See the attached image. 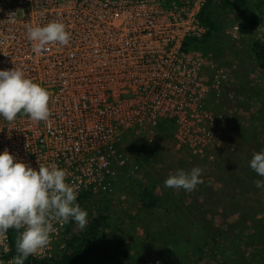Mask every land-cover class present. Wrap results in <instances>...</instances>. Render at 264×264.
<instances>
[{
  "label": "built area",
  "instance_id": "obj_1",
  "mask_svg": "<svg viewBox=\"0 0 264 264\" xmlns=\"http://www.w3.org/2000/svg\"><path fill=\"white\" fill-rule=\"evenodd\" d=\"M205 1L0 0V70H22L51 96L46 122L0 116V152L7 148L33 168L56 164L79 193L104 191L115 159L124 163L117 151L124 135L169 118L177 148L216 162L222 114L209 100L219 103L230 76L188 43L208 29L199 17ZM53 21L66 25L69 44L36 51L27 27ZM229 32L236 37L238 25ZM66 225L54 223L50 247L38 257L61 252ZM13 257L7 233L0 261Z\"/></svg>",
  "mask_w": 264,
  "mask_h": 264
},
{
  "label": "rangeland",
  "instance_id": "obj_2",
  "mask_svg": "<svg viewBox=\"0 0 264 264\" xmlns=\"http://www.w3.org/2000/svg\"><path fill=\"white\" fill-rule=\"evenodd\" d=\"M248 4L264 13V3L259 0H248ZM217 19V30L211 36L195 40L192 47L207 62L225 68L230 76L219 103L211 95L209 105L228 118L233 106H225L222 101L234 100L238 92L247 89L259 93L264 107V68L257 66L252 49L256 37L264 40V23L234 37L229 30L237 24L236 12L219 5ZM254 103L260 107L257 98ZM262 117L264 123V115ZM175 127L173 119L165 118L156 124H146L138 131L131 129L124 135L117 147L124 163L120 165L115 159L110 168L107 190L94 192L88 198L84 207L89 214L88 220L99 210H105L110 221L117 223L118 230L125 235L127 246L143 256L142 264H194L199 254L205 258L202 264H264V197L261 196L264 188L258 190L251 201L252 209L260 208V217L237 224L231 240L224 235L226 244L222 248L210 244V240L207 242L204 231L181 212L173 220L164 210L141 209L137 194L142 187L155 185L158 195L172 197L175 190L165 187V179L177 170L187 169L190 162L198 163L203 169V183L212 181L211 168L219 163L217 153V161L214 162L177 148L173 137ZM215 147L216 140L214 150ZM249 174L252 180H264L254 170ZM165 203L170 202L165 200ZM166 204L164 207L167 209L169 206ZM250 209L248 216L251 215ZM73 227L79 229L75 221Z\"/></svg>",
  "mask_w": 264,
  "mask_h": 264
},
{
  "label": "trees",
  "instance_id": "obj_3",
  "mask_svg": "<svg viewBox=\"0 0 264 264\" xmlns=\"http://www.w3.org/2000/svg\"><path fill=\"white\" fill-rule=\"evenodd\" d=\"M170 1L163 0L165 4ZM259 2L263 4L264 0ZM219 5L236 12L241 34L257 29L264 23V13L254 10L248 4V0H219V2L206 0L199 13L201 22L208 28L203 37L211 36L219 27L217 19ZM197 39L199 38L189 39L191 48ZM252 49L257 66L263 69L262 37L254 39ZM246 90L238 92L234 100L222 101L225 106H233V108H230L232 111L229 117L222 116L216 126L215 151L219 163L211 168V182L205 181L197 185L196 190L192 192L180 190L178 196L173 192L172 197L163 198L162 195H158L154 190L157 187L155 185L144 186L137 194L141 209L164 210L173 220L178 212H181L191 222L197 224L208 238L207 242L210 240V244L216 245L217 248H222V245L226 244L225 236L231 240L237 224L256 220L261 214L260 208L252 209L251 201L262 188L255 187L256 180L250 179L249 173L252 170L250 168L252 156L264 150L262 117L264 107L260 103L262 100L259 93ZM256 98L260 107L254 103ZM193 167H199L198 163L190 162L188 168L183 170L190 172ZM94 192L92 188L81 191L78 193L77 203L84 209L88 198ZM261 196L264 197V190ZM165 200L170 203L166 204ZM164 204L169 207L166 209ZM250 208L252 211L248 216L247 212L249 213ZM88 221V226L84 230H76L73 221L66 225L62 235L64 247L59 254L51 258L29 256L24 264H142L143 256L127 246L125 235L118 230L117 223L110 221V216L105 210H99ZM222 226H225V230ZM8 234L10 254L16 256L15 240L18 233L10 229ZM212 256L216 255L212 254ZM204 259L199 254L194 264H202Z\"/></svg>",
  "mask_w": 264,
  "mask_h": 264
},
{
  "label": "clouds",
  "instance_id": "obj_4",
  "mask_svg": "<svg viewBox=\"0 0 264 264\" xmlns=\"http://www.w3.org/2000/svg\"><path fill=\"white\" fill-rule=\"evenodd\" d=\"M27 38L39 52L49 44L68 45L71 33L64 23L53 21L44 26H28ZM50 99L49 91L27 78L22 70H0V116L6 121L12 122L24 114L33 122H46L51 116ZM250 168L264 177V150L254 153ZM202 174L200 167H193L190 172L180 169L170 174L164 185L177 194L180 190L192 192L203 183ZM66 180V171L56 164L33 168L7 148L0 152V245L10 229L18 233L17 255L8 264H24L29 256H41L57 231L54 223L63 226L75 221L80 230L88 226L89 214L77 203L79 189ZM254 185L264 188V180H256ZM4 251H9L6 245Z\"/></svg>",
  "mask_w": 264,
  "mask_h": 264
}]
</instances>
